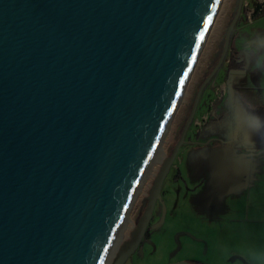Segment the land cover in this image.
<instances>
[{
	"label": "water",
	"instance_id": "water-1",
	"mask_svg": "<svg viewBox=\"0 0 264 264\" xmlns=\"http://www.w3.org/2000/svg\"><path fill=\"white\" fill-rule=\"evenodd\" d=\"M217 3L0 0V264L100 263Z\"/></svg>",
	"mask_w": 264,
	"mask_h": 264
},
{
	"label": "rangeland",
	"instance_id": "rangeland-1",
	"mask_svg": "<svg viewBox=\"0 0 264 264\" xmlns=\"http://www.w3.org/2000/svg\"><path fill=\"white\" fill-rule=\"evenodd\" d=\"M246 1L255 6L257 0ZM237 4L218 0L161 147L111 244L114 248L120 237L130 241L135 232L132 249L117 264H251L249 251H264V142L253 135L241 145L230 139L229 127L230 107L239 108L240 97L264 116V71L257 67L264 64V40L259 39L264 12L249 21L241 5L224 58L203 86L184 139L151 198L160 174H154L158 155L163 151L169 157L179 139L197 89L220 56ZM251 45L258 46L257 56L248 51ZM230 56L239 58L242 67H229ZM194 120H204L199 129Z\"/></svg>",
	"mask_w": 264,
	"mask_h": 264
},
{
	"label": "clouds",
	"instance_id": "clouds-1",
	"mask_svg": "<svg viewBox=\"0 0 264 264\" xmlns=\"http://www.w3.org/2000/svg\"><path fill=\"white\" fill-rule=\"evenodd\" d=\"M264 40V36L259 38ZM248 51L251 55L257 56L259 49L257 45L249 46ZM259 70L264 71V64H258ZM240 107H230V139L243 145L244 138L251 136H257L262 142H264V116L258 114L250 103L240 97ZM251 264H264V251L252 249L248 253Z\"/></svg>",
	"mask_w": 264,
	"mask_h": 264
},
{
	"label": "bare ground",
	"instance_id": "bare-ground-1",
	"mask_svg": "<svg viewBox=\"0 0 264 264\" xmlns=\"http://www.w3.org/2000/svg\"><path fill=\"white\" fill-rule=\"evenodd\" d=\"M200 48H201V43H200V47L197 49V52L195 53V56H196V54L198 53V51L200 50ZM193 63V60H192V62H191V64ZM190 64V66H192ZM189 71H190V67H189V69H188V71H187V73H189ZM186 78H187V76L185 77V79H184V84H185V80H186ZM184 84L181 86V89L179 90V95H177V97H176V99H175V102H174V104H173V106H172V108H171V111H170V113H169V115H168V117H167V120H166V122H165V124H164V126H163V128H162V130H161V132H160V134H159V137H158V139H157V141H156V143H155V145H154V147H153V150L151 151V155H150V157H149V160H148V162H147V164H146V166H145V168H144V170H143V173H142V175H141V177H140V179L138 180V182H137V184H136V186H135V189L133 190V192H132V195H131V197H130V199H129V202H128V204H127V206H126V208H125V210H124V212H123V214H122V216H121V219L119 220V222H118V224L116 225V227H115V231H114V234H113V236H112V238H111V242L109 243V246H108V248H107V251L105 252V254H104V256L102 257V259H101V261H100V263L99 264H117L120 260H121V256L123 255V253L126 251V248L129 246V245H132V243L134 242V240L136 239V235L133 233L132 235H131V240L130 241H126V240H124L122 237H120L119 239H118V243H117V245L113 248L112 247V242H114V240H115V238H116V236L118 235V232H119V230H120V227L121 226H123V223L125 222V220H126V218H127V209H128V205L131 203V201L133 200V198H134V195H135V193H136V191H137V188L139 187V184L141 183V181L143 180V178L144 177H146L147 175H146V173L149 171V166H150V162H152L153 161V159L155 158V155L157 154V152H158V149L161 147V142H162V139H163V136H164V133L166 132V129L168 128V122H169V117H170V114H171V112H172V110L174 109V106L177 104V102H178V100H179V97H180V95H182L181 94V92H182V90H183V87H184ZM160 152V151H159ZM159 154V153H158ZM168 160H169V158L167 157V155L162 151L159 155H158V165L155 167V169H156V171L154 172V174H157L158 173V171L160 172V170H161V168L168 162ZM148 169V170H147ZM146 175V176H145ZM158 175H159V173H158ZM158 175H157V177H158ZM143 182V181H142ZM129 222V221H128ZM130 226V225H129ZM138 226L137 225H134V226H132V229L133 230H138ZM113 240V241H112ZM111 247H112V249H111ZM110 248V249H109ZM111 250H112V252H111ZM111 252V253H110Z\"/></svg>",
	"mask_w": 264,
	"mask_h": 264
},
{
	"label": "built area",
	"instance_id": "built-area-1",
	"mask_svg": "<svg viewBox=\"0 0 264 264\" xmlns=\"http://www.w3.org/2000/svg\"><path fill=\"white\" fill-rule=\"evenodd\" d=\"M243 7L245 8V15L247 17V19L249 21L252 20L255 12H261L263 10L264 7V0H257L256 1V5L255 6H251L249 5L248 1H242ZM205 119V118H204ZM204 122V120H194V125L197 126L196 129H199L200 126H202V123Z\"/></svg>",
	"mask_w": 264,
	"mask_h": 264
},
{
	"label": "snow or ice",
	"instance_id": "snow-or-ice-1",
	"mask_svg": "<svg viewBox=\"0 0 264 264\" xmlns=\"http://www.w3.org/2000/svg\"><path fill=\"white\" fill-rule=\"evenodd\" d=\"M212 20H213V17L211 15L207 17V20L205 21V24H204V30L199 33L198 41H197V44H196L197 48L200 47V42H202L204 40L205 33L207 32V30L209 28V25L211 24ZM195 59H196V56H195V54H193L192 60L195 61ZM187 75H188V73L186 72L185 73V77ZM180 84L181 85L184 84V80L183 79H181ZM177 95H179V93H177Z\"/></svg>",
	"mask_w": 264,
	"mask_h": 264
},
{
	"label": "trees",
	"instance_id": "trees-1",
	"mask_svg": "<svg viewBox=\"0 0 264 264\" xmlns=\"http://www.w3.org/2000/svg\"><path fill=\"white\" fill-rule=\"evenodd\" d=\"M263 12H264V10H262L261 12H255L253 17L260 15ZM228 66L231 68H241L242 67V61H236L233 56H230L228 58Z\"/></svg>",
	"mask_w": 264,
	"mask_h": 264
},
{
	"label": "crops",
	"instance_id": "crops-1",
	"mask_svg": "<svg viewBox=\"0 0 264 264\" xmlns=\"http://www.w3.org/2000/svg\"><path fill=\"white\" fill-rule=\"evenodd\" d=\"M235 60L236 61H241V60H239V58H235ZM226 62H227V65H228V60H226Z\"/></svg>",
	"mask_w": 264,
	"mask_h": 264
},
{
	"label": "flooded vegetation",
	"instance_id": "flooded-vegetation-1",
	"mask_svg": "<svg viewBox=\"0 0 264 264\" xmlns=\"http://www.w3.org/2000/svg\"><path fill=\"white\" fill-rule=\"evenodd\" d=\"M206 78V77H205Z\"/></svg>",
	"mask_w": 264,
	"mask_h": 264
}]
</instances>
